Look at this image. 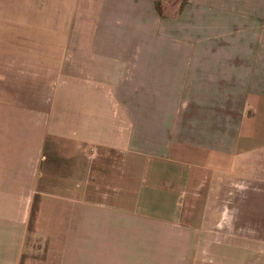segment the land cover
<instances>
[{"label": "crops", "instance_id": "0c3cea01", "mask_svg": "<svg viewBox=\"0 0 264 264\" xmlns=\"http://www.w3.org/2000/svg\"><path fill=\"white\" fill-rule=\"evenodd\" d=\"M19 1L66 42L109 46L76 51L57 91L0 87V264H22L29 231L44 245L27 264H136L137 224L159 264H248L193 204L264 186V0ZM255 248L264 264L263 233Z\"/></svg>", "mask_w": 264, "mask_h": 264}, {"label": "rangeland", "instance_id": "374dc122", "mask_svg": "<svg viewBox=\"0 0 264 264\" xmlns=\"http://www.w3.org/2000/svg\"><path fill=\"white\" fill-rule=\"evenodd\" d=\"M19 0H0V87L1 89L12 85H25L39 79V82L45 83L51 89L57 91L62 85L67 71L70 69L69 63L75 62V53L79 50L99 53L105 51L109 44H92L66 42L63 34L57 32V27L36 25L39 23L24 19L15 7ZM20 0L19 2H21ZM35 2L36 5L48 3L67 4L72 0H23L22 2ZM183 0H167L169 4H174ZM63 14V12H61ZM165 14L172 12L165 11ZM75 31V29H74ZM26 35L33 36L34 39L22 37ZM18 36V37H17ZM38 38L48 39L50 41H39ZM33 40V41H32ZM110 68H114L109 65ZM106 67V66H105ZM103 68V67H101ZM109 70V69H108ZM107 70H105L106 72ZM15 95V94H14ZM0 97H4L0 94ZM5 98H8L5 96ZM130 174V180L132 179ZM238 182H236L237 184ZM239 185V184H237ZM255 187V186H254ZM254 187L226 186L216 188L209 192L208 188H202L198 193L199 198L205 200L207 197L216 198L215 203H195L194 213L195 221L199 226L214 228V226H227L232 229L234 234L231 236L232 246L236 244L244 245L245 241L239 242V237L246 239L247 251L242 253L240 259L252 264L255 262L257 252L261 258V253L256 252V237L264 239V186L262 190L256 191ZM209 194L211 196H209ZM225 194V195H224ZM231 195V196H230ZM233 197V198H232ZM193 207V206H192ZM221 210L220 215L215 219L211 218L210 212ZM200 214L199 218L197 215ZM231 215V218L229 217ZM236 215V217H235ZM138 223V221H137ZM30 228V227H29ZM142 230V229H141ZM136 230V264H159L163 258V252L160 250V236L158 233H145ZM154 230V229H153ZM241 233V234H240ZM25 250L21 255V263L27 264L32 258H40L43 252L33 247L44 245L41 236H35L29 231ZM225 237L228 240H225ZM123 238V236H121ZM219 244L229 246L230 237L228 235L218 236ZM217 247H219L217 245ZM219 248H223L220 246ZM117 252V251H116ZM113 255V252H105ZM221 253V252H219ZM230 258L239 259L235 252H230ZM202 258H207L202 253ZM225 260V259H224Z\"/></svg>", "mask_w": 264, "mask_h": 264}]
</instances>
